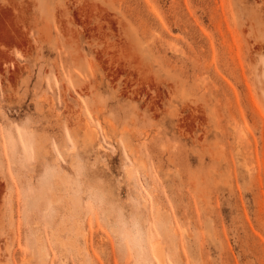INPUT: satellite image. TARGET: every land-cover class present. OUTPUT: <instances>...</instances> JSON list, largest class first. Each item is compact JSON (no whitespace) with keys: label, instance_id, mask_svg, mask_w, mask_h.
<instances>
[{"label":"rangeland","instance_id":"1","mask_svg":"<svg viewBox=\"0 0 264 264\" xmlns=\"http://www.w3.org/2000/svg\"><path fill=\"white\" fill-rule=\"evenodd\" d=\"M0 264H264V0H0Z\"/></svg>","mask_w":264,"mask_h":264},{"label":"bare ground","instance_id":"2","mask_svg":"<svg viewBox=\"0 0 264 264\" xmlns=\"http://www.w3.org/2000/svg\"><path fill=\"white\" fill-rule=\"evenodd\" d=\"M158 245H159V244H158ZM159 248H160V247H158V249H159ZM155 249H156V247H155ZM159 253H160V249H159ZM159 253H158V254H159ZM160 255H161V254H160Z\"/></svg>","mask_w":264,"mask_h":264}]
</instances>
